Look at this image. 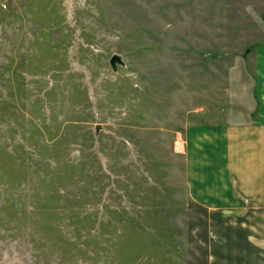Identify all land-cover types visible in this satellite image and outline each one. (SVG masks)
Instances as JSON below:
<instances>
[{
	"label": "rangeland",
	"instance_id": "obj_1",
	"mask_svg": "<svg viewBox=\"0 0 264 264\" xmlns=\"http://www.w3.org/2000/svg\"><path fill=\"white\" fill-rule=\"evenodd\" d=\"M257 77L264 0H0V264H205L176 132Z\"/></svg>",
	"mask_w": 264,
	"mask_h": 264
},
{
	"label": "crops",
	"instance_id": "obj_2",
	"mask_svg": "<svg viewBox=\"0 0 264 264\" xmlns=\"http://www.w3.org/2000/svg\"><path fill=\"white\" fill-rule=\"evenodd\" d=\"M256 83L244 122L185 127L186 196L205 221V264H264V79Z\"/></svg>",
	"mask_w": 264,
	"mask_h": 264
},
{
	"label": "built area",
	"instance_id": "obj_3",
	"mask_svg": "<svg viewBox=\"0 0 264 264\" xmlns=\"http://www.w3.org/2000/svg\"><path fill=\"white\" fill-rule=\"evenodd\" d=\"M173 149L175 153H184L185 151V139L180 132L176 133Z\"/></svg>",
	"mask_w": 264,
	"mask_h": 264
},
{
	"label": "water",
	"instance_id": "obj_4",
	"mask_svg": "<svg viewBox=\"0 0 264 264\" xmlns=\"http://www.w3.org/2000/svg\"><path fill=\"white\" fill-rule=\"evenodd\" d=\"M109 64L113 70L116 69L117 64H123L122 56L118 53H113L109 58ZM99 127H96V131H98Z\"/></svg>",
	"mask_w": 264,
	"mask_h": 264
}]
</instances>
